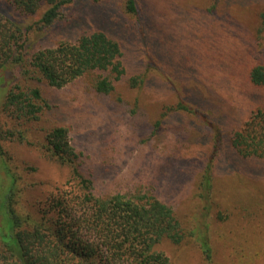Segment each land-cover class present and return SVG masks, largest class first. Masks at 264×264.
I'll return each mask as SVG.
<instances>
[{"label": "rangeland", "instance_id": "rangeland-1", "mask_svg": "<svg viewBox=\"0 0 264 264\" xmlns=\"http://www.w3.org/2000/svg\"><path fill=\"white\" fill-rule=\"evenodd\" d=\"M125 2L78 0L64 10L66 21L32 36L36 49L103 30L120 41L126 74L101 97L92 89L95 75L61 89L43 85L50 107L36 121L0 112L6 136L0 193L10 185L7 166L17 179L16 208L39 217L41 203L71 175L45 145L51 128L63 126L101 191L134 180L173 208L185 238L178 244L163 238L155 247L170 264H264V158L243 157L232 145L235 132L264 108V87L250 77L253 67L264 66V0H138L142 23L125 14ZM0 9L22 27L38 20L22 16L8 0H0ZM1 73L0 105L20 68ZM134 76L144 82L133 88ZM209 163L207 258L191 232L203 212Z\"/></svg>", "mask_w": 264, "mask_h": 264}, {"label": "trees", "instance_id": "trees-1", "mask_svg": "<svg viewBox=\"0 0 264 264\" xmlns=\"http://www.w3.org/2000/svg\"><path fill=\"white\" fill-rule=\"evenodd\" d=\"M76 1L8 0L22 16H38L25 27L0 9V81L4 82L1 72L9 66L20 68L18 80L11 82L0 105L4 117L39 120L50 107L43 85L61 89L86 75H95L92 89L101 97L114 92L116 83L125 76L121 43L103 30L85 32L74 43L62 41L36 49L30 45L34 34L66 21L64 10ZM124 9L127 16L142 23L138 0H126ZM142 32L146 33L144 27ZM150 65L155 66L153 61ZM250 77L253 84L264 87V66L253 67ZM129 82L134 88L144 81L134 76ZM3 139L6 136L0 134V153L5 155ZM45 143L58 163L71 168V175L64 189L46 197L39 217L34 218L31 212L23 215L16 208L17 179L5 166L10 185L0 193V264H170L155 247L163 238L177 244L185 238L171 206L134 180L128 187L102 192L96 174L83 170L66 127L51 128ZM232 145L243 157L264 158V108L235 132ZM212 169L209 163L203 171L200 197L205 204L191 232L207 258L211 256L207 217Z\"/></svg>", "mask_w": 264, "mask_h": 264}]
</instances>
